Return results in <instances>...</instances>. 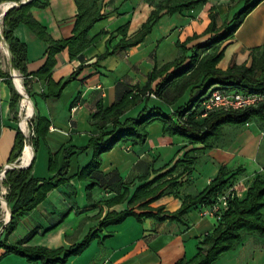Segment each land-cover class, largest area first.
<instances>
[{
  "label": "crops",
  "instance_id": "obj_1",
  "mask_svg": "<svg viewBox=\"0 0 264 264\" xmlns=\"http://www.w3.org/2000/svg\"><path fill=\"white\" fill-rule=\"evenodd\" d=\"M87 1L97 20L87 31L85 45L79 53L76 54V48L71 51L66 47L54 56L51 83L58 84L76 74L56 99L43 98L47 84L35 76L46 63L48 45L23 24L12 33L26 48L23 72L13 70L22 85L26 84L32 116L48 123L42 137L36 138L33 131L36 147L27 159H24L25 151L22 160L26 163L31 158V175L39 181L53 178L65 162L68 168L62 175L66 181L50 191L35 209L19 217L12 234L5 237L0 227V241L17 245L31 235L24 246L66 250L95 234L80 254L67 258L63 264L189 261L217 226L214 219L201 217L197 206L190 208L180 220H137L130 216L118 224L101 227L100 223L108 214L124 212L134 191L148 183L159 188V196L147 204V210L134 207L133 212L174 214L186 197L201 193L221 167L226 169L228 177L234 175L231 186L236 189L237 199L243 200L254 180L264 179V121L223 126L219 139L211 142L210 149L165 135L162 125L153 122L147 126V137L142 144L115 145L100 156L99 168L85 181L76 176L90 163L93 150H80L98 133L93 115L99 108L104 110L117 104L127 93L142 88L153 69H160L182 55L190 57L193 47L204 44L216 33L222 34L225 22H232L246 0H206L189 10L179 7L193 0ZM0 5L1 10L7 7L6 3ZM29 13L49 40L60 42L73 36L78 14L75 0H48L46 7L31 8ZM152 14L156 21L150 32L140 43L126 46ZM209 26L212 30L207 33ZM263 44L264 0L243 18L231 37L214 45L206 54L222 53L216 65L221 71L233 66L249 67L259 57ZM0 72L9 75L7 52L5 61L0 58ZM5 79L0 77V170L9 164L23 111L20 101L11 110V89ZM187 99L185 93L166 111L171 113ZM154 102L155 99L149 100V104ZM141 107L142 104L132 109L124 118L135 117ZM169 170L171 174H167ZM91 182L96 186L89 189ZM124 192L126 200L111 203ZM260 214L264 222V209ZM0 264L41 263H29L0 249ZM213 264H264V236L241 233L240 242Z\"/></svg>",
  "mask_w": 264,
  "mask_h": 264
},
{
  "label": "trees",
  "instance_id": "obj_2",
  "mask_svg": "<svg viewBox=\"0 0 264 264\" xmlns=\"http://www.w3.org/2000/svg\"><path fill=\"white\" fill-rule=\"evenodd\" d=\"M42 1L32 0L27 5L9 9L0 19V29L3 42L7 45L11 56L12 67L21 73L26 61V48L13 38L12 33L17 26L20 24L25 25L48 45L46 63L35 76L37 80H43L47 84V93L43 95V98L56 99L60 96L64 87L75 78L76 74L58 84L51 83L50 73L54 65L53 58L66 47L71 51L72 48H76V54L79 53L85 45L87 31L97 20V14L93 7L88 5L87 0H75L78 14L73 36L68 40L53 42L47 38L44 29L32 19L29 13L31 8L46 7L48 0ZM252 1L246 0L244 8L233 17L230 24L225 22L222 34L216 33L204 44L193 47L190 57L182 55L179 59L164 65L160 69H153L148 74L147 82L142 88H136V90L127 93L117 104L107 109H98L93 115L98 133L89 140L87 146L80 150L92 149L93 156L90 163L77 174V179L89 180L90 175L100 166V156L109 152L115 145L130 143L135 146L142 144L147 137L146 128L153 122H159L162 125V132L165 135L176 136L191 145L199 144L204 149H210L211 142L219 139L220 130L223 126H244L254 119L264 121V103L257 109L217 112L209 114L205 118H201L198 111L201 101L211 88L226 92L264 93V44L259 57L253 60L249 67L244 65L233 66L221 71L216 68V65L220 61L222 53L213 52L202 56L214 45L220 44L231 37L238 29L243 18L262 0ZM19 2L21 0H0V4ZM204 2L206 0H193L179 8L189 10ZM155 21L156 17H153L152 14L135 39L125 45L132 46L140 43L143 37L150 32ZM210 30H212L211 26L208 27L207 33ZM186 61L188 62L186 63ZM0 77H6L5 82L11 89L10 108L15 110L21 96L12 88L9 75L4 76L0 72ZM184 77L186 79L181 81ZM153 84H155L154 88H152ZM23 88L28 95L25 83ZM173 91H176L175 94L172 93ZM185 93H188L187 101L168 113L166 110L182 99ZM150 95L155 99L153 104H149ZM140 104H142V107L135 117L124 118L126 113ZM30 116L31 106L28 109L27 118ZM30 124L33 126L36 138L42 137L48 128L47 122L34 116L30 119ZM109 128H111L110 131H108ZM31 145L35 149L36 139L32 140ZM22 150L23 135L17 132L9 156V164L14 163L20 157ZM32 166L33 161L26 169L10 170L5 174L4 184L9 191L5 201L11 214L2 232L5 237L15 231L19 217L35 209L45 200L50 191L66 181L62 178V175H65L64 173L68 168L67 162L53 178L42 181L32 177ZM171 170L167 174H171ZM227 175L226 169L221 167L217 176L210 181L201 193L193 198L186 197L182 201L180 209L169 216H159V212L157 214L144 213L139 215L133 212L134 207L139 211L147 210V204L159 196L157 194L159 188H152L153 183L142 185L129 198L127 209L124 212L108 214L100 225L104 227L118 224L130 216L135 217L137 220L142 218H154L159 221L166 219L180 220L190 208L196 206L200 208L214 203L216 198L231 186L230 181L234 175L230 177ZM95 186L96 184L91 182L88 188L92 189ZM126 199L127 193L124 192L121 196L112 200L111 203L123 202ZM262 209H264V179H256L247 190L243 200L236 198L230 202L228 210L217 222L214 232L204 238L195 256L189 261H179L176 264H213L220 255L231 251L235 244L240 242L241 233L264 236V222L260 214ZM94 235L85 237L80 244L66 250H48L41 247L24 246L31 235L17 245L0 241V249H3L7 255L21 257L29 263L63 264L67 258L80 254L93 240Z\"/></svg>",
  "mask_w": 264,
  "mask_h": 264
},
{
  "label": "built area",
  "instance_id": "obj_3",
  "mask_svg": "<svg viewBox=\"0 0 264 264\" xmlns=\"http://www.w3.org/2000/svg\"><path fill=\"white\" fill-rule=\"evenodd\" d=\"M31 1L32 0H21L22 3H30ZM15 6L16 3H9L7 7L4 8V10L13 8ZM4 10H1L0 8V17L4 14ZM150 98H153V96L150 95ZM21 102L24 109L25 107L24 103H26L27 105L29 100H26L21 97ZM263 103H264V93L226 92L219 89L211 88L207 91L204 99L201 101L198 111L200 113V117L205 118L209 114L217 113V112H237L246 109H257ZM25 113L26 110L24 111L23 115H21L22 117L20 116V119L17 123V129L23 135L24 138L23 143L24 146L26 147V145L28 144L27 139L29 138V136L27 135V133L29 132V129L27 128V121L29 122L31 136H33V129L29 121L32 117V114L29 118H26ZM30 160L31 158L29 159V161L24 163L21 157V159H18L15 163L6 165L2 170H0V178L4 176V174L7 171L14 170L13 168L16 166L27 167L29 165ZM236 198H238L236 189L234 186H230L216 198L214 203H212L209 206H201L199 209V213L201 217L212 218L217 223L220 220L221 216L228 210L230 202ZM0 202H3L1 198H0ZM7 218H8V213L6 215V220Z\"/></svg>",
  "mask_w": 264,
  "mask_h": 264
},
{
  "label": "rangeland",
  "instance_id": "obj_4",
  "mask_svg": "<svg viewBox=\"0 0 264 264\" xmlns=\"http://www.w3.org/2000/svg\"><path fill=\"white\" fill-rule=\"evenodd\" d=\"M239 11H236L235 13H238ZM5 54H6V49H5V47H4V45L2 44L1 46H0V58L2 59V61H5ZM204 55H206V53L205 54H203L202 56H204ZM16 75V77H17V79L15 80V83L17 82L19 85H21V89H22V91L26 94V92H25V90H24V88H23V85H22V83H21V79H20V77L17 75V74H15ZM186 79V77H184V78H182L181 79V81H184ZM12 86H13V84H12ZM175 92L176 91H173L172 93L173 94H175ZM27 95V94H26ZM28 96V95H27ZM29 97V96H28ZM151 99H153V98H151ZM183 101V100H182ZM20 103H21V100H20ZM25 104V107H24V109H23V113H24V111L26 110V107H27V105H26V103H24ZM23 113L21 114V115H23ZM22 117V116H21ZM255 120V119H254ZM30 121V120H29ZM253 121V120H252ZM27 128L29 129V132L27 133V135L29 136V138L27 139V141H28V144L27 145H29V146H24V143H23V149H24V151L22 150V153H21V155H20V159H21V157H23L22 155H23V153L26 151V152H31V150H32V153H33V148H32V145H31V142H32V140H33V137L30 135V126H29V122L27 121ZM224 128H226V127H224ZM227 134V133H226ZM226 136V135H225ZM25 147V148H24ZM31 148V150H30V148ZM17 161V160H16ZM15 163V162H14ZM13 164V163H12ZM6 174V173H5ZM5 174H4V176H2L1 178H0V198L3 200V202H0V227H2L3 226V224H4V227L6 226V224H7V220H6V207L4 208V206H3V204H5L6 205V201H5V199H6V197H7V195H8V189H7V187L5 186V184H4V181H5ZM3 203V204H2ZM8 206V205H7ZM9 207V206H8Z\"/></svg>",
  "mask_w": 264,
  "mask_h": 264
},
{
  "label": "water",
  "instance_id": "obj_5",
  "mask_svg": "<svg viewBox=\"0 0 264 264\" xmlns=\"http://www.w3.org/2000/svg\"><path fill=\"white\" fill-rule=\"evenodd\" d=\"M6 4L8 5L9 3H6ZM27 4H28V3H22V2H19V3H16V6H15V7H19V6L27 5ZM9 9H11V8H9ZM9 9H7L6 11H8ZM6 11H5V12H6ZM5 12H4V14H5ZM4 14H3V15H4ZM0 40H1V43L4 45V47H5V49H6V52H7V55H8V58H9V77H10V79H11V81H12L13 87H14V89L16 90V92H17L22 98H24V99H26V100H29V97L21 91V85H20V88H17V86H16V84H15V80L17 79V77H16L15 72H14L13 67H12L11 56H10V53H9L8 47H7V45L3 42L2 35H1V29H0ZM23 151H24V149H23ZM29 166H30V163H29V165H28L27 167H19V166H16V167H14L13 169H14V170H21V169H26V168H28ZM6 208H7V210H8V218H7V222H8V220L10 219L11 214H10V209H9V207L7 206V204H6ZM3 228H4V225L2 226L1 230H3ZM0 234H1V232H0Z\"/></svg>",
  "mask_w": 264,
  "mask_h": 264
},
{
  "label": "bare ground",
  "instance_id": "obj_6",
  "mask_svg": "<svg viewBox=\"0 0 264 264\" xmlns=\"http://www.w3.org/2000/svg\"><path fill=\"white\" fill-rule=\"evenodd\" d=\"M16 84V86H17V88H20V86L17 84V82L15 83ZM29 105H30V103L28 102L27 103V107H26V113H25V117L27 118V114H28V109H29ZM31 114H32V110H31ZM26 146H29V145H26ZM30 148V147H29ZM30 150H31V148H30ZM30 152V151H29ZM29 152H26L25 154H24V159H27L28 157H29ZM31 156H32V150H31ZM23 158V157H22ZM3 206H4V208L6 207V205H4L3 204ZM7 213H8V210H7V208H6V215H7Z\"/></svg>",
  "mask_w": 264,
  "mask_h": 264
}]
</instances>
